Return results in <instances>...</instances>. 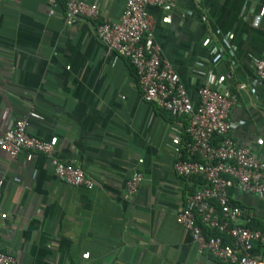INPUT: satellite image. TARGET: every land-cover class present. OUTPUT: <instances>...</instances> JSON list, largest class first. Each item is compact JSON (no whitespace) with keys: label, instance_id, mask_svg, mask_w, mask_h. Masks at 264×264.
<instances>
[{"label":"crops","instance_id":"0c3cea01","mask_svg":"<svg viewBox=\"0 0 264 264\" xmlns=\"http://www.w3.org/2000/svg\"><path fill=\"white\" fill-rule=\"evenodd\" d=\"M80 1L98 8V22H119L126 5ZM148 12L192 102L206 77L220 79L235 97L232 137L264 162V83L252 67L264 57V0H174ZM96 24L81 17L68 26L63 0H0V134L27 120L30 135L52 142L95 185L63 183L41 154L0 151V250L15 264H222L200 255L176 221L204 184L175 170L189 160L186 122L144 101L133 66L96 37ZM134 169L144 181L126 201ZM230 197L264 230V197L237 185Z\"/></svg>","mask_w":264,"mask_h":264},{"label":"built area","instance_id":"2783aa9c","mask_svg":"<svg viewBox=\"0 0 264 264\" xmlns=\"http://www.w3.org/2000/svg\"><path fill=\"white\" fill-rule=\"evenodd\" d=\"M45 1L49 5L59 2ZM173 1L126 0L119 22H98V8L80 0H63V3L68 26L75 25L81 17L97 22L96 37L110 51L129 60L146 103L157 105L173 118L186 122L180 132L189 160L176 163L175 170L181 177L200 178L204 184L187 197L176 221L190 233L198 253L222 264H264L254 255L256 246L264 247V230L250 228L252 215H246L230 197L234 185L243 192L264 197V162L250 148L239 147L232 137L230 111L235 97L223 82L212 74L206 77L198 88L199 103L195 105L172 63L164 58L155 40L148 7H170ZM212 53L216 55L217 49H212ZM252 67L264 83V57L256 59ZM31 116L40 118L35 112ZM28 130L27 120L17 121L13 130L0 134V151L11 159L23 152L41 154L50 159L55 175L63 183L94 189V182L80 167L60 161L52 142L36 138ZM143 181V173L134 169L125 186L126 201L134 199ZM3 185L4 181L0 180V192ZM6 217L1 215V219ZM15 263L13 255L0 250V264Z\"/></svg>","mask_w":264,"mask_h":264},{"label":"trees","instance_id":"16d2710c","mask_svg":"<svg viewBox=\"0 0 264 264\" xmlns=\"http://www.w3.org/2000/svg\"><path fill=\"white\" fill-rule=\"evenodd\" d=\"M217 141H219V140H217ZM250 228H252V229H256L254 226H251L250 225ZM259 247V246H258ZM257 251V249L256 250H254V253Z\"/></svg>","mask_w":264,"mask_h":264}]
</instances>
